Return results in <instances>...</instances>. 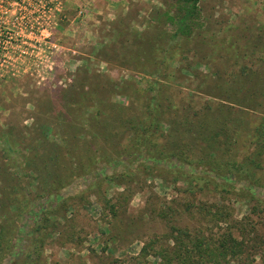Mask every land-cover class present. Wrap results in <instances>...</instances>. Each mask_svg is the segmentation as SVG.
<instances>
[{
    "label": "trees",
    "instance_id": "obj_1",
    "mask_svg": "<svg viewBox=\"0 0 264 264\" xmlns=\"http://www.w3.org/2000/svg\"><path fill=\"white\" fill-rule=\"evenodd\" d=\"M200 2L175 0L169 9L152 14L143 30L123 21L111 25L110 36L120 40L101 51L107 63L130 71L133 77L124 89L118 83L104 85L98 75L86 72L76 84L59 86L37 100L30 126L0 130V264H49L47 239L54 233L67 243L74 239L68 227L52 218L63 210L61 221L67 223L68 212L88 195H95L114 218L115 233L123 225L120 215L131 186L164 168L161 164L181 167L179 172L193 184L178 187V198L166 207L153 206L168 231L144 243L140 264L149 257L156 264L264 260V64L251 59L215 64L214 69L202 56L210 65L204 71L189 63L197 49L192 42L205 26ZM256 35L250 40L255 50L244 59L253 58L256 49L264 53V27ZM258 59L264 60V54ZM180 86L191 98L205 97L203 105L178 99ZM115 93L128 101L108 97ZM125 159L137 167L100 172L81 192L58 196L76 179L95 173L99 161L110 165ZM186 166L192 170H183ZM182 176L177 174L174 182ZM111 185L124 191L107 199ZM54 195V206L36 211L40 201ZM236 199L249 204V214L236 216ZM26 216L34 219L28 230L20 226ZM185 216L197 219L194 227L178 223Z\"/></svg>",
    "mask_w": 264,
    "mask_h": 264
},
{
    "label": "rangeland",
    "instance_id": "obj_2",
    "mask_svg": "<svg viewBox=\"0 0 264 264\" xmlns=\"http://www.w3.org/2000/svg\"><path fill=\"white\" fill-rule=\"evenodd\" d=\"M108 3L106 0H0V130L12 125L30 126L36 117L37 100L59 86L76 84L86 72L98 75L104 85L118 83L123 88L124 82L133 76L116 62L107 63L103 59L106 53L101 51L111 40H120L117 35L110 36L111 25L123 21L143 30L152 14L169 9L175 0H118L110 6ZM200 5L205 26L197 31L192 42V47L197 49L190 53L189 63L204 71L221 63L244 64L255 60V64H264V60L258 59L264 53L258 49L253 58L243 57L255 50L251 37L264 27V0H201ZM202 56L210 65H204ZM176 95L180 100L191 98L183 86ZM108 97L117 102L128 101V97L116 93ZM191 99L200 107L206 98L197 94ZM131 165L127 159L110 165L99 161L97 173L76 179L58 196H73L93 184L100 172L122 171ZM160 167L164 168L153 169L151 177L143 176L131 186L133 193H128L130 199L122 210L125 214L120 215L123 225L115 233L111 229L114 218L95 195L80 200L76 209L68 212L67 223L61 221L64 211H59L52 219L68 227L74 239L67 243L57 233L50 236L45 247L49 264H140L144 243L155 234L168 231L167 224L152 210L177 199L178 187L188 189L193 184L191 177L179 172L181 167L173 169L163 164ZM183 170L192 169L186 166ZM143 172L147 171L143 169ZM177 174L184 176L174 182ZM123 191L124 187L111 185L107 199ZM56 198L54 195L43 199L36 211L54 206ZM236 200L232 202L236 216L249 214V204ZM33 220L26 216L20 226L28 230ZM196 220L185 216L179 217L178 223L194 227ZM147 262L144 264H156L157 259L149 257ZM5 264H10L9 260ZM255 264H264V260L257 258Z\"/></svg>",
    "mask_w": 264,
    "mask_h": 264
},
{
    "label": "crops",
    "instance_id": "obj_3",
    "mask_svg": "<svg viewBox=\"0 0 264 264\" xmlns=\"http://www.w3.org/2000/svg\"><path fill=\"white\" fill-rule=\"evenodd\" d=\"M106 1H107V2L109 1L108 4H109V6H110V3H111V4H113V3L115 4L118 0H106ZM109 9H110V8H109Z\"/></svg>",
    "mask_w": 264,
    "mask_h": 264
}]
</instances>
